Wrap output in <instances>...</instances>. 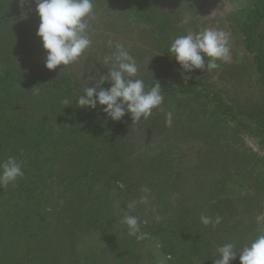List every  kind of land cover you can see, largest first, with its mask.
<instances>
[{"label": "trees", "instance_id": "1", "mask_svg": "<svg viewBox=\"0 0 264 264\" xmlns=\"http://www.w3.org/2000/svg\"><path fill=\"white\" fill-rule=\"evenodd\" d=\"M2 1L0 19L9 14L14 6V0ZM114 1L125 11L135 13L143 24L153 27L156 32L153 39L157 45L170 46L172 34L169 31H174L177 25L164 10L163 0ZM35 22L27 23L26 28L29 30L38 23ZM263 24L264 0H252L243 19L233 28L242 35V43L264 84V53L259 49L257 32ZM10 31L19 34V26L10 23ZM32 33L36 38L31 40L33 43L29 41L21 48L22 53L28 51V55L35 49L45 53L41 44L39 49L34 47L41 38L37 37L36 30ZM20 42L21 46L25 44L23 38ZM2 46L6 50L0 49V160L15 157L22 162L24 176L18 178L15 184L0 187V264H73L77 260L85 264H146L151 258L148 252L140 250L136 254V250L146 246V241L153 238L162 239L159 247L165 252L162 255L171 256L165 264H190L193 259H187L188 251H192L191 256L202 264H213V260L218 258L217 247L239 238V233L236 231L234 234L233 228L225 234L214 233L210 227L203 231L204 235L187 233V222L191 223V227H200L202 223L200 218L190 213L187 215V207L193 206L189 200L182 198L177 204H171L173 190L170 188L176 185L180 176L178 166L181 157L178 150L175 151L177 158L172 154L173 161H177L176 165H172L158 153L156 147L128 146L133 151L127 156L129 160L116 166L117 160H123V157L115 153L112 145L120 139L114 145L115 148L120 146L126 120L131 117L125 115L122 121L106 120L100 106L95 110L82 108L77 111L79 108L75 102L64 111L57 109V104L46 105L47 98L51 96V101L58 104L65 98L74 101L83 88L71 86L63 76L33 71L26 59L16 56V51H12L8 42ZM185 74L189 77L188 81L173 86L161 84L165 100L197 98L200 104L211 105V109L231 129L226 122L235 118L230 117L233 106L225 103L198 69ZM144 81L149 87L158 82L155 78ZM35 89H39L38 94H35ZM172 104L169 102V107ZM179 113L181 117H187V107ZM177 121L175 132L184 131L185 125L179 126L181 119ZM163 122L162 128L167 127L165 117ZM160 149L165 152V149ZM149 150L155 152L146 156ZM233 152L241 155L240 162L235 166L237 170L251 165L250 154L245 149L233 147ZM140 162L143 165L147 163L139 167ZM148 173L149 181L144 185L142 178ZM257 178L255 180L261 182ZM171 180L175 182L169 184ZM216 184L219 192L211 190L206 181L197 186L199 191L195 193L194 200L203 199L207 203L201 208V213L206 216L211 214L215 217L228 210L225 188L229 181ZM144 187L149 189V193L142 191ZM249 189L240 196L241 202L252 195L251 187ZM114 190L119 191L118 201L124 210L128 209L129 203L137 202L130 212L136 216L144 214L139 218L141 231L146 234L144 239L139 241L133 236H114L106 238L101 245L78 251L75 238L80 227L92 226L105 235L109 217L117 207L115 196L110 194ZM144 195L148 196L147 202L139 203ZM160 213L164 216L163 220L156 219L157 216L161 218ZM137 241L139 244L127 248ZM187 243L191 245L187 247ZM233 244L238 249V242ZM13 257L16 260L11 263ZM231 264H240L239 254Z\"/></svg>", "mask_w": 264, "mask_h": 264}, {"label": "rangeland", "instance_id": "2", "mask_svg": "<svg viewBox=\"0 0 264 264\" xmlns=\"http://www.w3.org/2000/svg\"><path fill=\"white\" fill-rule=\"evenodd\" d=\"M7 1L3 0L2 2ZM163 1L165 2L163 4L164 10L171 15L175 20V25H177L174 31H169L172 34L170 36L171 42L179 35L189 32L195 33L203 27L220 29L229 35L231 48L229 60L227 62L218 61L220 67L210 73L206 70H198L208 84L214 86L219 92L225 103L233 106V113L230 117L235 116V118L231 117L232 119L226 122L231 128L229 129L225 125V121L211 109V105H207L208 103L204 106L200 104L197 98L187 99V101L184 99L176 100V98L166 99L162 105L153 109L152 116L148 120H141L138 124H132L131 118L126 120L127 125H125V130L122 133V143L115 148V143L120 139L112 142L115 153L123 157V160H117L115 165L118 166L119 162L124 163L129 160L127 156L133 151L128 146H148L151 149L156 147L158 153L172 165H176L177 162L173 161L172 154L177 158L175 151L178 150L181 157L180 166H178L180 176L176 185H172L170 188L173 190L171 204H177L182 198L189 200L193 206L187 207V215L190 213L197 218L204 215L201 213V208L207 204L204 203L203 199L194 200L195 193L199 191L197 186L206 181L211 190L219 192L216 183L229 181L225 188L228 210L218 214L222 217L221 222L215 227L203 224L200 227L199 225L191 227V223L187 222V233L195 236L204 235L203 231L210 227L214 233L225 234L233 228L234 234L236 231L237 234L239 233V238L232 239V242H238L237 250H239L264 230V84L257 73L258 70L250 60L249 52L242 43V35L233 28L243 19L245 10L252 0ZM35 7L34 0H23V2L22 0H14L12 11L0 19V49L6 50L2 45L8 42L12 51H16V56H19L21 60L26 59L31 69L39 74L49 73L54 76H63L71 86L78 88L84 89L91 86L90 82L97 75V71L106 73V67H111V62L107 65L103 64L104 58L110 57L115 50L114 44L112 47L108 45V41L111 39L114 43H122L135 58L138 65V78L144 80L155 78L166 86L188 81L187 77L184 79L181 75L178 63L167 53L169 47L160 46L154 42L153 34H155V38L156 32L153 27L143 24L135 13L125 11L114 0H94L96 19L89 29L92 44L82 57L72 65L66 67L61 65L56 69L48 70L43 62L45 53L36 52L35 49V52L32 51L26 55L28 51L22 53L21 50L28 45L29 41L36 38L32 33L37 30L35 27L39 23ZM31 21L38 23L28 30L25 25L30 24ZM10 23L19 26V34L16 35L15 32L10 31ZM260 27L262 28L257 30L259 49L264 53V24ZM22 38L25 40V44L21 46L20 40ZM31 42L33 43V41ZM40 44L41 40L34 47L39 49ZM106 85L108 84L106 83ZM52 97L47 98L48 103L46 105L55 106L57 104L55 107L60 111L68 108V106L51 101ZM169 102L173 103L171 108L168 105ZM185 106L187 107V117L183 118L179 112ZM80 110L83 109L79 108L77 111ZM168 111L173 112V121L171 126L164 127V129L161 124L164 123L165 113ZM177 119H181L180 128L183 125L186 127L182 132H175L178 125ZM260 124L262 125L260 126ZM171 137L173 139H170ZM121 146L126 147L122 150L120 149ZM233 147H242L250 154L251 165L249 167L237 170L235 166L240 162L238 160L241 155L235 154ZM160 148L165 149V152ZM153 152L149 150L146 156H150ZM112 161L110 160V162ZM144 165L140 162L137 166L142 167ZM148 176H150L149 173L142 178L144 185L149 181ZM231 177L234 180L231 181ZM255 177H258L261 182H257ZM174 182L175 180H171L169 184ZM113 187L114 185L111 188ZM249 187H251L252 195L245 202H241L240 196L249 192ZM118 193L117 190L110 191V194L115 196L117 207L109 217V228L105 230V235H101L100 231L93 229L92 226L77 229L75 246L78 251L85 250L89 246L101 245L106 238L114 236L118 238L131 237L120 219L122 211L129 210L121 208ZM120 199L122 200V198ZM191 207L192 209H190ZM141 216L144 214L141 213L138 217ZM160 216L159 219L163 220L164 216L161 213ZM210 217H212L211 214ZM200 228L202 229L200 230ZM155 239L147 240L146 246L148 247L143 246L137 249L136 254L140 250H146L151 257L146 264H165V260L171 256L162 255L165 253L159 249L162 239ZM139 241L127 246V248L136 246ZM190 245L187 243V247ZM191 255L192 251H188L187 259H193L190 264H202ZM13 260L16 258L13 257L10 260L11 263ZM73 264L85 263L77 260ZM141 264L144 263L141 262Z\"/></svg>", "mask_w": 264, "mask_h": 264}, {"label": "clouds", "instance_id": "3", "mask_svg": "<svg viewBox=\"0 0 264 264\" xmlns=\"http://www.w3.org/2000/svg\"><path fill=\"white\" fill-rule=\"evenodd\" d=\"M34 2L35 12L39 17L36 35L41 38V46L45 51L44 66L48 70H53L61 65L66 67L76 63L92 44L89 29L96 19L94 0H34ZM113 44L114 52L103 61L104 65L111 62V67H106L107 72L97 71V75L90 82L91 86L85 87L74 101L70 102L65 98L61 104L68 106L75 102L77 108L92 110L100 106L106 120L122 121L125 115H130L132 124H138L141 120L151 117L153 109L164 103L162 86L158 81L149 87L144 79L138 78L135 58L122 43H114L110 39L108 45L112 47ZM167 53L180 66L179 70L184 79L189 78L185 73L190 74L196 69L210 73L220 67L218 61L229 60L231 54L229 35L220 29L203 27L195 33L177 36L171 42ZM106 83L108 87L104 86ZM38 93L39 89H35V94ZM172 121L173 112L168 111L165 113V123L171 126ZM23 176L22 162L15 157L9 156L0 160V187L15 184L17 179ZM142 191L149 193L147 187ZM147 200V195L141 196L139 203H146ZM136 203V201L129 203L127 205L129 211H122L120 219L126 226L128 235L141 240L146 235L141 231V221L130 212ZM156 219L159 220V216ZM221 220L222 217L219 215L214 219L206 215L200 216V221L205 226L215 227ZM216 253L218 258L213 260V264H231L238 254L240 264H264V230L239 250L229 242L218 246Z\"/></svg>", "mask_w": 264, "mask_h": 264}]
</instances>
